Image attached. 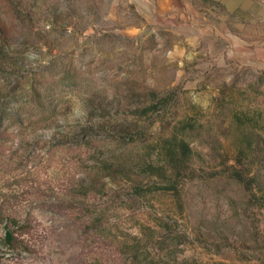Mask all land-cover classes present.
Instances as JSON below:
<instances>
[{
    "label": "rangeland",
    "instance_id": "rangeland-1",
    "mask_svg": "<svg viewBox=\"0 0 264 264\" xmlns=\"http://www.w3.org/2000/svg\"><path fill=\"white\" fill-rule=\"evenodd\" d=\"M238 31L0 0V264H264V25Z\"/></svg>",
    "mask_w": 264,
    "mask_h": 264
},
{
    "label": "crops",
    "instance_id": "crops-1",
    "mask_svg": "<svg viewBox=\"0 0 264 264\" xmlns=\"http://www.w3.org/2000/svg\"><path fill=\"white\" fill-rule=\"evenodd\" d=\"M146 25L175 30L193 44L203 41L249 51L255 41L238 30L264 25V0H131ZM139 30H141L139 28Z\"/></svg>",
    "mask_w": 264,
    "mask_h": 264
}]
</instances>
